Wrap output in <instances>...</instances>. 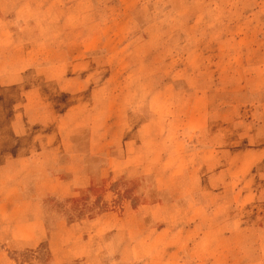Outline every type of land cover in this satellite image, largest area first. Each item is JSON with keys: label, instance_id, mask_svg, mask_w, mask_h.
I'll return each mask as SVG.
<instances>
[{"label": "rangeland", "instance_id": "rangeland-1", "mask_svg": "<svg viewBox=\"0 0 264 264\" xmlns=\"http://www.w3.org/2000/svg\"><path fill=\"white\" fill-rule=\"evenodd\" d=\"M91 122L144 154L38 225L0 194V264H264V0H0V155Z\"/></svg>", "mask_w": 264, "mask_h": 264}, {"label": "crops", "instance_id": "crops-1", "mask_svg": "<svg viewBox=\"0 0 264 264\" xmlns=\"http://www.w3.org/2000/svg\"><path fill=\"white\" fill-rule=\"evenodd\" d=\"M99 114L100 112L95 111L92 115ZM88 126L89 142L92 146L81 159V163L78 161L75 134L68 137L73 147L64 148L65 137L58 131V127L46 129L45 126L39 127L34 124L27 126L30 132L36 134L30 139L31 145L28 150L17 154L0 155V194L17 195L18 199L14 200L18 203L17 210L30 211L34 224L38 225L45 217V197L58 200L72 199L78 195L82 184H91L98 178L115 176L122 166L130 164L136 157L140 159L145 152V148H142L145 137L142 138L141 146L133 153L121 156L120 153L114 152L113 148L110 149V145L120 137L109 135L106 123L91 122ZM99 133L102 137L98 136ZM102 141L103 144L99 146L98 142ZM113 218V212L107 210L87 219L85 224L83 220L67 223L65 228L56 233L70 232L72 225L76 224L78 227L89 224L91 230L107 233L113 229L115 224ZM121 222L129 224L127 218L121 219ZM115 233H124L123 227L121 230L117 229Z\"/></svg>", "mask_w": 264, "mask_h": 264}]
</instances>
